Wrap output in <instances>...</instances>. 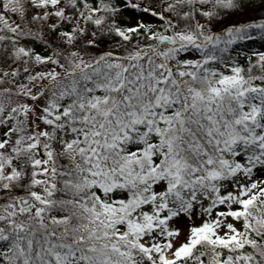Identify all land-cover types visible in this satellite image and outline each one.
<instances>
[{
    "label": "snow or ice",
    "instance_id": "6c2138e0",
    "mask_svg": "<svg viewBox=\"0 0 264 264\" xmlns=\"http://www.w3.org/2000/svg\"><path fill=\"white\" fill-rule=\"evenodd\" d=\"M257 41L264 0H0V264H264Z\"/></svg>",
    "mask_w": 264,
    "mask_h": 264
},
{
    "label": "trees",
    "instance_id": "16d2710c",
    "mask_svg": "<svg viewBox=\"0 0 264 264\" xmlns=\"http://www.w3.org/2000/svg\"><path fill=\"white\" fill-rule=\"evenodd\" d=\"M253 10L254 9H249L250 12L253 11ZM250 44H251V42H250ZM251 47H252L253 50H260L261 49L258 41L255 42L254 44H251Z\"/></svg>",
    "mask_w": 264,
    "mask_h": 264
},
{
    "label": "rangeland",
    "instance_id": "374dc122",
    "mask_svg": "<svg viewBox=\"0 0 264 264\" xmlns=\"http://www.w3.org/2000/svg\"><path fill=\"white\" fill-rule=\"evenodd\" d=\"M258 42H259V45H260V48H261V44L264 43V42H261V41H258ZM260 50H262V49H260Z\"/></svg>",
    "mask_w": 264,
    "mask_h": 264
}]
</instances>
